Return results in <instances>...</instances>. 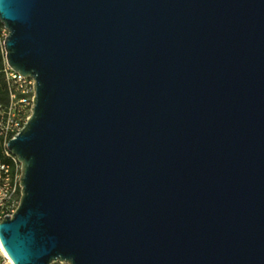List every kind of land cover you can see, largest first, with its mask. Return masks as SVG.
<instances>
[{
  "label": "water",
  "instance_id": "1",
  "mask_svg": "<svg viewBox=\"0 0 264 264\" xmlns=\"http://www.w3.org/2000/svg\"><path fill=\"white\" fill-rule=\"evenodd\" d=\"M0 24L34 80L13 264H264V0H0Z\"/></svg>",
  "mask_w": 264,
  "mask_h": 264
},
{
  "label": "built area",
  "instance_id": "2",
  "mask_svg": "<svg viewBox=\"0 0 264 264\" xmlns=\"http://www.w3.org/2000/svg\"><path fill=\"white\" fill-rule=\"evenodd\" d=\"M7 99L0 102V149L5 162L0 161V222L11 216L20 200L21 164L7 149V143L23 128L32 113L34 80L14 72L3 59L0 66ZM0 264H13L0 244ZM53 264H64L56 262Z\"/></svg>",
  "mask_w": 264,
  "mask_h": 264
},
{
  "label": "trees",
  "instance_id": "3",
  "mask_svg": "<svg viewBox=\"0 0 264 264\" xmlns=\"http://www.w3.org/2000/svg\"><path fill=\"white\" fill-rule=\"evenodd\" d=\"M3 26L0 24V32L3 30ZM2 42L3 40L0 39V66L3 64V59H4V52H3V47H2ZM7 99V93L5 91V85L3 78L0 75V102H5ZM0 161L5 162L6 160L3 158L1 149H0Z\"/></svg>",
  "mask_w": 264,
  "mask_h": 264
},
{
  "label": "rangeland",
  "instance_id": "4",
  "mask_svg": "<svg viewBox=\"0 0 264 264\" xmlns=\"http://www.w3.org/2000/svg\"><path fill=\"white\" fill-rule=\"evenodd\" d=\"M6 35V31L3 29L1 32H0V39L3 40L4 36Z\"/></svg>",
  "mask_w": 264,
  "mask_h": 264
}]
</instances>
